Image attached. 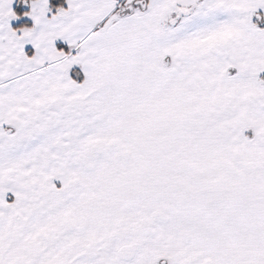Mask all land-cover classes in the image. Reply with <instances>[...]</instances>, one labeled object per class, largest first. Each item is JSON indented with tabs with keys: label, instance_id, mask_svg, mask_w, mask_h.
Listing matches in <instances>:
<instances>
[{
	"label": "snow or ice",
	"instance_id": "obj_1",
	"mask_svg": "<svg viewBox=\"0 0 264 264\" xmlns=\"http://www.w3.org/2000/svg\"><path fill=\"white\" fill-rule=\"evenodd\" d=\"M0 264H264V0H0Z\"/></svg>",
	"mask_w": 264,
	"mask_h": 264
},
{
	"label": "crops",
	"instance_id": "obj_2",
	"mask_svg": "<svg viewBox=\"0 0 264 264\" xmlns=\"http://www.w3.org/2000/svg\"><path fill=\"white\" fill-rule=\"evenodd\" d=\"M13 7H15V4L13 5Z\"/></svg>",
	"mask_w": 264,
	"mask_h": 264
},
{
	"label": "trees",
	"instance_id": "obj_3",
	"mask_svg": "<svg viewBox=\"0 0 264 264\" xmlns=\"http://www.w3.org/2000/svg\"><path fill=\"white\" fill-rule=\"evenodd\" d=\"M15 7H16V5H15ZM15 7H14V8H15Z\"/></svg>",
	"mask_w": 264,
	"mask_h": 264
}]
</instances>
